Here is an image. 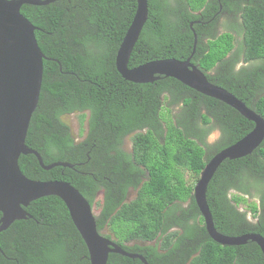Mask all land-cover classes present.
<instances>
[{
  "label": "trees",
  "instance_id": "trees-1",
  "mask_svg": "<svg viewBox=\"0 0 264 264\" xmlns=\"http://www.w3.org/2000/svg\"><path fill=\"white\" fill-rule=\"evenodd\" d=\"M136 8V0L21 7L39 27L38 43L52 58L44 60L27 144L46 164H73L46 170L34 154H22L21 169L33 179L70 181L100 206L98 230L108 226L112 233L104 235L150 264H264L254 241L223 245L212 239L193 194L210 158L249 133L254 122L174 77L152 83L123 78L116 55ZM195 48L192 62L208 80L264 117V0H149L129 66L185 60ZM78 112L87 121L82 140L63 120ZM215 131L218 137L210 141ZM131 190L137 196L128 200ZM207 199L221 233L264 235V140L252 153L219 165ZM25 208L30 216L0 233V264H90L87 245L60 197L44 196ZM108 264L144 263L110 253Z\"/></svg>",
  "mask_w": 264,
  "mask_h": 264
},
{
  "label": "water",
  "instance_id": "water-1",
  "mask_svg": "<svg viewBox=\"0 0 264 264\" xmlns=\"http://www.w3.org/2000/svg\"><path fill=\"white\" fill-rule=\"evenodd\" d=\"M57 0H0V233L13 222L28 218L26 208L41 197H60L84 239L90 264H108L110 253H119L144 264H150L140 253L129 252L97 227L95 204L70 181L33 179L20 166L22 154H34L44 169L57 166L73 167L72 163L55 161L46 164L41 153L27 144L30 122L38 108L44 60L52 59L41 49L36 30L39 28L21 12L24 4L47 5ZM134 18L118 48L116 67L128 81L152 83L174 77L205 95L215 97L238 110L254 122V128L236 143L213 155L201 171L194 187V197L204 217L206 229L215 241L223 245L256 242L264 254V235L249 232L230 236L216 227L207 199L208 186L219 165L226 159H237L252 153L264 140V117L228 89L210 82L191 59L163 58L150 60L134 67L129 61L149 17V0H136ZM60 63V62H59Z\"/></svg>",
  "mask_w": 264,
  "mask_h": 264
},
{
  "label": "rangeland",
  "instance_id": "rangeland-1",
  "mask_svg": "<svg viewBox=\"0 0 264 264\" xmlns=\"http://www.w3.org/2000/svg\"><path fill=\"white\" fill-rule=\"evenodd\" d=\"M220 25H221V30L222 29H225L224 28V18L223 17H221L220 19H219V22H218ZM63 120L64 121H66L68 124H69V126H70V128H71V130H72V132H73V134L75 135V137H76V139L77 140H82L83 138H84V136L86 135V127H87V121H85V122H82V120H81V113H73V114H67V115H64L63 116ZM218 137V132L217 131H215L211 136H210V138H209V140L210 141H214L216 138ZM127 145L128 146H130L131 145V141H127ZM137 196V191H135V190H131L130 192H129V198H128V200H131V199H134L135 197ZM250 199H252V198H250ZM99 200H102V194H100L97 198H96V201H99ZM240 208L242 209V210H248V213H249V216L250 217H252V212H251V210L247 207V204H241L240 205ZM99 212H100V206L96 203L95 204V213L96 214H99ZM102 232L104 233V234H109V233H112V231H111V229L108 227V226H106L103 230H102ZM114 237V236H113ZM115 238V237H114Z\"/></svg>",
  "mask_w": 264,
  "mask_h": 264
},
{
  "label": "flooded vegetation",
  "instance_id": "flooded-vegetation-1",
  "mask_svg": "<svg viewBox=\"0 0 264 264\" xmlns=\"http://www.w3.org/2000/svg\"><path fill=\"white\" fill-rule=\"evenodd\" d=\"M232 15H233V14H232ZM232 15L230 14V12H223V13H222V16H232ZM202 22H203V20H202ZM202 41H203V40H202ZM212 134H213V133H212ZM212 134H211V135H212ZM218 134H219V132H218ZM211 135H210V136H211ZM210 136H209V138H210ZM128 198H129V194H128Z\"/></svg>",
  "mask_w": 264,
  "mask_h": 264
},
{
  "label": "clouds",
  "instance_id": "clouds-1",
  "mask_svg": "<svg viewBox=\"0 0 264 264\" xmlns=\"http://www.w3.org/2000/svg\"><path fill=\"white\" fill-rule=\"evenodd\" d=\"M196 47V46H195ZM195 51H196V48H195V50L193 51V54L190 56V57H188V58H190L191 59V62H192V57H193V55L195 54ZM187 58V59H188ZM161 59H163V58H161ZM180 60V59H179ZM193 64H195L194 62H192ZM196 65V64H195ZM199 68V67H198ZM200 69V68H199ZM202 71V70H201ZM203 72V71H202ZM218 132V131H217ZM214 133V132H213ZM136 191V190H135ZM103 233V232H102ZM104 234V233H103ZM263 235V234H262Z\"/></svg>",
  "mask_w": 264,
  "mask_h": 264
},
{
  "label": "bare ground",
  "instance_id": "bare-ground-1",
  "mask_svg": "<svg viewBox=\"0 0 264 264\" xmlns=\"http://www.w3.org/2000/svg\"><path fill=\"white\" fill-rule=\"evenodd\" d=\"M24 155V154H23ZM28 155V154H27ZM33 155V154H32ZM37 158V157H36ZM38 160V159H37ZM47 170V169H46Z\"/></svg>",
  "mask_w": 264,
  "mask_h": 264
}]
</instances>
